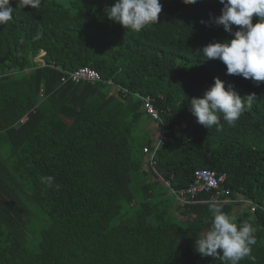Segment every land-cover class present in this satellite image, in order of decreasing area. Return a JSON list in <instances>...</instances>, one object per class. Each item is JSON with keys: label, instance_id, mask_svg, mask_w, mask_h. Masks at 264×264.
Segmentation results:
<instances>
[{"label": "trees", "instance_id": "1", "mask_svg": "<svg viewBox=\"0 0 264 264\" xmlns=\"http://www.w3.org/2000/svg\"><path fill=\"white\" fill-rule=\"evenodd\" d=\"M23 2L11 0L13 18L0 25V264H221L195 250L216 191L176 203L156 175L185 190L202 169L226 177L218 207L256 229L255 259L239 264H264V82L196 54L233 38L212 23L219 0H160L157 22L139 32L107 18L115 0ZM82 67L101 81L62 82ZM214 78L242 100L256 94L220 131L190 111ZM146 97L171 129L154 166V138L136 135L143 119L155 125Z\"/></svg>", "mask_w": 264, "mask_h": 264}, {"label": "clouds", "instance_id": "2", "mask_svg": "<svg viewBox=\"0 0 264 264\" xmlns=\"http://www.w3.org/2000/svg\"><path fill=\"white\" fill-rule=\"evenodd\" d=\"M198 2L182 0L185 5ZM16 3L17 7L25 6L23 0H16ZM39 3L40 0H31L32 7H37ZM219 3L223 6L221 14L213 17L212 23L222 26L233 38L224 42H211L202 50H197L196 54L220 60L226 65V74L241 76L258 86L264 82V0H219ZM10 4L11 0H0V25L13 18L14 9ZM161 12L160 0H115L113 6L105 9L108 19L134 32L156 23ZM253 16L258 18L255 24ZM201 23L207 26V22ZM233 26H238V30L233 31ZM35 38L40 39V34L37 33ZM254 100L255 93L242 100L231 88L226 90L219 78H214V84L205 91L202 98L191 99L190 111L198 124L207 129L215 126L220 131L223 127L221 120L229 125L234 124ZM26 121L27 118L23 117L21 123ZM40 181L51 188L54 177L42 176ZM209 210L212 214L211 226L206 234L195 240L196 252L201 257L217 258L221 264H239L246 257L254 260L251 246L256 243V229L252 224L245 221L238 227L215 204Z\"/></svg>", "mask_w": 264, "mask_h": 264}, {"label": "built area", "instance_id": "3", "mask_svg": "<svg viewBox=\"0 0 264 264\" xmlns=\"http://www.w3.org/2000/svg\"><path fill=\"white\" fill-rule=\"evenodd\" d=\"M71 81L73 83H88V82H99L101 81L100 74L94 69L88 67H82L74 72H70L66 77L62 79L63 83ZM111 83V82H110ZM145 105L144 110L151 116L156 124V138L154 143V151L150 156V165L154 166V157L162 147H164L169 141L171 129L162 120L154 105L151 103L149 97L144 98ZM148 153V150L145 149ZM156 172V171H155ZM156 175L163 181L164 185L169 189L170 193L175 197L176 202L191 204L195 202V198L200 193H209L211 191H216V195L212 198V203L216 206L225 203L223 197L229 196V190L221 186L224 184L226 177L225 175H218L216 172L210 170H197L195 172V179L189 188L183 190L174 189L169 181H166L162 176L156 172ZM227 199V198H226ZM225 199V200H226ZM256 207L252 206V212L256 211Z\"/></svg>", "mask_w": 264, "mask_h": 264}, {"label": "rangeland", "instance_id": "4", "mask_svg": "<svg viewBox=\"0 0 264 264\" xmlns=\"http://www.w3.org/2000/svg\"><path fill=\"white\" fill-rule=\"evenodd\" d=\"M45 55V53L44 52H41L39 55H38V57L36 58V61H40V60H42V57ZM41 62V61H40ZM111 93H113V92H111ZM151 125H153V122L152 121H150L149 119H147V118H145V119H143L142 120V122H140V124L138 125V130H137V133H136V135H140V136H143V135H145V136H150V137H153L154 138V140H155V134H154V132H153V130L152 129H150V130H152V134H150L149 132H148V129L151 127ZM155 131H156V128L154 129ZM148 132V133H147ZM159 187V186H158ZM162 187V189L164 190V192L165 193H167L168 191H167V189L164 187V186H161ZM170 201H174L175 202V199H169ZM172 201V202H173Z\"/></svg>", "mask_w": 264, "mask_h": 264}, {"label": "crops", "instance_id": "5", "mask_svg": "<svg viewBox=\"0 0 264 264\" xmlns=\"http://www.w3.org/2000/svg\"><path fill=\"white\" fill-rule=\"evenodd\" d=\"M156 125V124H155ZM155 125H154V123H153V125H151V127L148 129V132L150 133V134H152L153 132H154V134H155ZM150 129H152L153 130V132H152V130H150Z\"/></svg>", "mask_w": 264, "mask_h": 264}]
</instances>
